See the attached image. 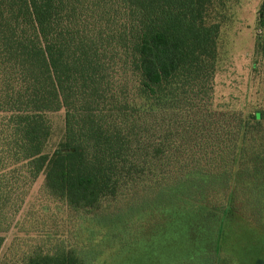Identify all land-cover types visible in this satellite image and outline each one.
Here are the masks:
<instances>
[{
    "label": "rangeland",
    "instance_id": "obj_1",
    "mask_svg": "<svg viewBox=\"0 0 264 264\" xmlns=\"http://www.w3.org/2000/svg\"><path fill=\"white\" fill-rule=\"evenodd\" d=\"M124 1L84 5L98 20V62L91 73L80 67L82 56L74 69L60 63L51 69L49 53L41 64L27 43L30 29L0 28V264H22L57 248L74 251L84 264H264V188L258 196L252 192L259 208L252 205L253 212L240 214L244 219L230 215L233 174L219 177L212 164L222 147L220 155H230L232 146L215 145L211 127L200 120L195 129L175 125L163 142H119L107 151L112 191L93 208L73 212L45 183L41 158L67 136L68 117L87 110L112 122L134 118ZM261 1L211 0L208 9L206 21L218 25L219 34L214 94L205 112L230 122L264 109V56L255 42ZM160 2L164 11L168 0ZM3 13L0 4V20ZM54 56L60 59L57 51ZM220 183L227 184L222 205L221 192L215 195ZM255 209L262 213L259 227ZM191 211L197 213L191 217Z\"/></svg>",
    "mask_w": 264,
    "mask_h": 264
},
{
    "label": "trees",
    "instance_id": "obj_2",
    "mask_svg": "<svg viewBox=\"0 0 264 264\" xmlns=\"http://www.w3.org/2000/svg\"><path fill=\"white\" fill-rule=\"evenodd\" d=\"M93 1L72 0L71 8L67 9L68 0H0L5 12L0 28L13 25L19 33L30 29V34H26L27 43L31 40L30 45L40 55L41 64L49 53L48 67L51 69L58 63L74 69L78 66V57L82 56L80 67L91 73V65L94 68L98 62V20L84 5L91 6ZM160 1H124L129 67L137 98V103L135 101L130 108L134 118L113 119L112 122L107 120L109 115L100 117L103 115H93L87 110H79L68 117L67 136L49 156L41 158L45 183L73 212L93 208L112 191L105 169L107 151L113 150L119 142L121 146L125 142L127 146L138 145L152 138L163 142L164 134L174 131L175 125L195 129L203 124L211 127L210 136L215 145L232 146V151L226 150L230 155L226 152L220 155L225 146L220 149L212 164L217 166L213 173L219 177V173L226 177L233 174V189L227 199L229 212L232 217L239 214L244 219V212H253L252 205L258 207L254 194H260L255 192L263 194L264 109L247 118L242 116L237 122L205 112L214 94L218 54L219 26L206 21L211 0H168L164 11L160 10L164 6ZM75 6H79V14H76L79 8L73 9ZM255 42L264 56V0L257 11ZM56 51L60 59H54ZM55 83L57 95L58 78ZM53 104L54 109H58L59 97H54ZM194 109L204 111L193 114ZM177 116H182V120L175 124L172 119ZM161 129L163 133H159ZM224 184L220 183L215 189V195L221 192V205L226 199L227 184ZM194 213L197 212L191 211L190 216ZM254 215V224L259 227L257 219L261 223V210L255 209ZM22 264L84 262L74 251L57 248L52 252L32 254Z\"/></svg>",
    "mask_w": 264,
    "mask_h": 264
}]
</instances>
